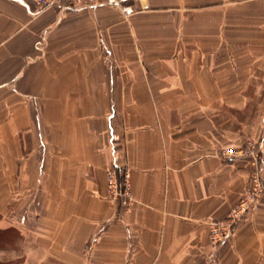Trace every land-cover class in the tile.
Returning <instances> with one entry per match:
<instances>
[{
  "label": "crops",
  "instance_id": "0c3cea01",
  "mask_svg": "<svg viewBox=\"0 0 264 264\" xmlns=\"http://www.w3.org/2000/svg\"><path fill=\"white\" fill-rule=\"evenodd\" d=\"M122 3L0 0V264H264V198L208 231L256 170L225 151L264 171V0Z\"/></svg>",
  "mask_w": 264,
  "mask_h": 264
},
{
  "label": "built area",
  "instance_id": "2783aa9c",
  "mask_svg": "<svg viewBox=\"0 0 264 264\" xmlns=\"http://www.w3.org/2000/svg\"><path fill=\"white\" fill-rule=\"evenodd\" d=\"M141 2L143 0H133ZM35 6L39 11L56 9L60 11H80L92 7H110L121 10L125 15L132 14V10L123 5L122 0H35ZM254 149V150H253ZM259 147H251L250 151L238 152L235 149H227L225 156L237 157V155H252L256 162V170L249 179L248 187L242 199L231 209L224 221H214L208 224L209 240L218 248L230 239L238 226L244 222L257 208L264 198V171L263 161L260 159ZM107 199L119 206L123 211L129 210L134 203L131 193V182L128 171L111 169L106 175Z\"/></svg>",
  "mask_w": 264,
  "mask_h": 264
}]
</instances>
